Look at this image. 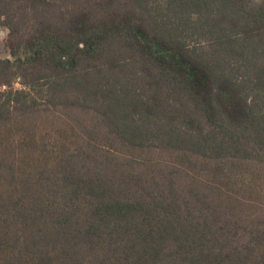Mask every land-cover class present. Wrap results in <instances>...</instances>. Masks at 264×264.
<instances>
[{"label":"trees","instance_id":"trees-1","mask_svg":"<svg viewBox=\"0 0 264 264\" xmlns=\"http://www.w3.org/2000/svg\"><path fill=\"white\" fill-rule=\"evenodd\" d=\"M42 2L0 0V26L7 30L11 55L0 59V118L11 105L19 112L38 108L33 93L51 104L58 96L67 102L70 93L78 96L74 103L95 107L130 146L211 159H264V0H168L167 9L182 19L177 27L171 23L172 30L184 26L203 38L202 47L132 16L104 27L76 22L79 29L67 34L35 18ZM117 41L138 54L130 65L152 76L150 85L158 91L149 101L137 90L121 93L105 79L122 67L104 66ZM164 86L171 101L160 96ZM81 196L90 204L76 217L74 200ZM69 199L44 221L49 226L43 231L53 250L57 242L62 246L66 264L250 262L247 255L241 259L226 251L228 243L210 225L183 214L177 199L121 196L111 184L80 176L74 177ZM16 255L14 250L0 255V264H17Z\"/></svg>","mask_w":264,"mask_h":264},{"label":"rangeland","instance_id":"rangeland-1","mask_svg":"<svg viewBox=\"0 0 264 264\" xmlns=\"http://www.w3.org/2000/svg\"><path fill=\"white\" fill-rule=\"evenodd\" d=\"M167 1L43 0L39 13L33 14L67 34L79 29L76 22L104 27L132 16L148 28L157 24L188 45L202 47L203 38L191 36L184 26L172 30L171 23L177 27L182 19H175ZM7 40V30L0 26V59H11ZM109 49L104 66L117 62L122 67L105 73V79L117 83L121 93L137 90L149 101L158 89L150 85V74L139 72L142 66L130 65L138 54L122 41ZM159 93L171 101L168 86ZM33 97L38 108L19 112L11 105L0 118V255L14 250L17 264H66L62 246L57 242L53 250L52 239L44 237V221L57 214V206L71 202L69 191L80 176L111 184L121 196L152 193L167 201L177 199L183 214L207 223L220 242L228 243L226 251L241 259L247 255V264H263L264 159H211L186 150L130 146L95 107L74 103L78 96L68 93L67 102L58 96L57 104L37 93ZM74 203V214L82 217L90 201L81 196ZM158 264L183 263L170 258Z\"/></svg>","mask_w":264,"mask_h":264}]
</instances>
